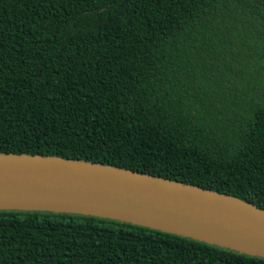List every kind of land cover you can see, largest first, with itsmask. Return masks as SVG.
I'll list each match as a JSON object with an SVG mask.
<instances>
[{"label": "trees", "instance_id": "1", "mask_svg": "<svg viewBox=\"0 0 264 264\" xmlns=\"http://www.w3.org/2000/svg\"><path fill=\"white\" fill-rule=\"evenodd\" d=\"M0 153L264 208V0H0ZM0 264H264L144 225L0 210Z\"/></svg>", "mask_w": 264, "mask_h": 264}, {"label": "water", "instance_id": "2", "mask_svg": "<svg viewBox=\"0 0 264 264\" xmlns=\"http://www.w3.org/2000/svg\"><path fill=\"white\" fill-rule=\"evenodd\" d=\"M81 213L264 257V208L193 184L80 159L0 153V210Z\"/></svg>", "mask_w": 264, "mask_h": 264}]
</instances>
